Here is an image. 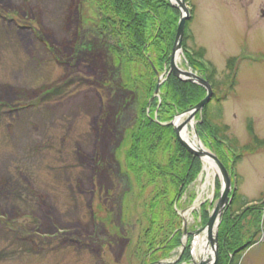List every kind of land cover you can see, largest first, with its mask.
Returning <instances> with one entry per match:
<instances>
[{"label":"rangeland","instance_id":"1","mask_svg":"<svg viewBox=\"0 0 264 264\" xmlns=\"http://www.w3.org/2000/svg\"><path fill=\"white\" fill-rule=\"evenodd\" d=\"M190 2L188 46L205 49L222 81L227 61L238 57L236 89L224 101L228 134L240 148L250 143L253 119L264 138V0ZM98 14L94 0H0V264L20 252L24 264H139L132 247L149 224L142 202L152 186L141 191L128 170L125 132L140 101L121 85L109 50L117 39L97 33ZM179 65L193 69L184 51ZM202 164L176 204L188 210L200 197L189 229L203 224L222 188L219 175L203 188ZM237 172L239 193L253 207L241 243L254 242L239 264H264V148L246 154Z\"/></svg>","mask_w":264,"mask_h":264},{"label":"trees","instance_id":"2","mask_svg":"<svg viewBox=\"0 0 264 264\" xmlns=\"http://www.w3.org/2000/svg\"><path fill=\"white\" fill-rule=\"evenodd\" d=\"M94 1L102 31L96 25L97 33H103L107 43L117 39L109 46V50L121 71V85L131 90L134 98L138 97L140 101L136 124L125 132L128 144L126 161L128 170L136 175L141 191L152 186V196L142 202L149 224L142 229V235L134 243L132 256L138 259L139 264H157L170 257L181 245L183 229L176 204H179L189 186L197 179L203 166L201 159L179 142L174 127L166 123L177 114L197 105L204 98L206 89L198 83L183 81L170 73L159 86V95H155L159 73L169 68L181 14L171 0ZM192 12L194 13V9ZM190 23V20L187 21L183 41L185 55L190 66L209 79L214 89L212 100L198 114L197 131L205 144L212 147L230 169L237 186L233 192V200L222 216L217 264H226L224 259L228 260L227 264H239L241 251L254 242L241 243L244 235L240 229L253 207H249L250 202L244 200L239 193L237 166L246 154L264 148V138L257 135L253 119H248L247 122L250 143L240 148L238 139L228 134L230 127L223 122L224 101L236 89L238 57H231L227 61L225 81L220 80L216 66L205 59V49L188 46V39L192 37L189 33ZM140 63L144 66L143 72L134 69V65ZM223 83L228 86L224 92L221 88ZM222 92L223 96H218ZM22 97L20 94L18 98ZM216 109L218 117L214 114ZM230 248L231 253L228 251ZM21 254L18 253L16 258L5 263L24 264L27 256L19 258ZM189 259L187 245L183 256L175 264Z\"/></svg>","mask_w":264,"mask_h":264},{"label":"water","instance_id":"3","mask_svg":"<svg viewBox=\"0 0 264 264\" xmlns=\"http://www.w3.org/2000/svg\"><path fill=\"white\" fill-rule=\"evenodd\" d=\"M172 1H174L175 5L180 7L181 16H180L179 24L177 27L175 44L173 46V50L171 53L170 71L173 72L178 78H180L183 81L194 82V83H198L204 86L207 90V93H206V96L197 105H195L194 107L190 109H187L183 113H180L168 124H171L174 127L179 142L190 153H192L193 155L197 157H200L201 159H204L205 157H209L210 159L213 160V162L218 168L219 176L222 180V188L220 192V197L218 199V202L215 208L213 209L209 217L207 224L196 232L197 234H200L201 232L207 230L208 239L211 243L212 248L214 249L215 260L212 262L213 259L202 258L199 262L195 261V264H216L218 260V254H219L218 229H219V225L221 222V216L223 215L224 210L227 208V206L232 201V196H231V192L233 190L232 177L229 173V170L227 169L225 164L220 160V158L218 157L216 153L204 147L198 148V147L192 146L182 136L183 130L187 128L189 124H191L195 130V136L201 142V139L199 137V134L196 128L195 118H196V115L199 112H202L205 106L210 102V100L213 97L214 91L208 79L202 77L197 72H194L191 68L190 69L181 68L177 62V56L183 51V41H184L185 32H186V23L191 18L192 14L186 3V0H172ZM162 78H163V75L159 77L156 94L159 92V86L162 82ZM183 118L185 119L181 123H179L180 120ZM185 234H187L186 229H185ZM159 263L163 264L165 262H159Z\"/></svg>","mask_w":264,"mask_h":264},{"label":"bare ground","instance_id":"4","mask_svg":"<svg viewBox=\"0 0 264 264\" xmlns=\"http://www.w3.org/2000/svg\"><path fill=\"white\" fill-rule=\"evenodd\" d=\"M180 60H181V53L177 56V62L179 63ZM182 121H183V119H181L179 123H181ZM182 136L192 146H195L198 148H200V147L203 148V145L199 141V139L195 135H192L190 133L189 127L185 128L183 130ZM204 172L207 173L208 179H207V182L205 183L203 188H205L208 185V183L210 182L211 176L217 174L216 165L213 162V160L210 159L209 157L204 158ZM198 244H199V249H197L195 252L197 259H199L201 257H210V255L213 254V249L211 248L210 241L206 235L199 237Z\"/></svg>","mask_w":264,"mask_h":264}]
</instances>
